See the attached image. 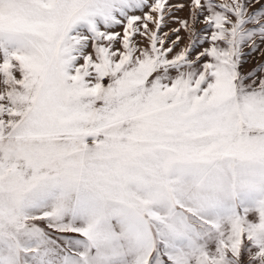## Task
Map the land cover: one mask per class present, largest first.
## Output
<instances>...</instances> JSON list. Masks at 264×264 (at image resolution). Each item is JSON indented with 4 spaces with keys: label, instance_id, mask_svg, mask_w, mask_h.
Instances as JSON below:
<instances>
[{
    "label": "snow or ice",
    "instance_id": "obj_1",
    "mask_svg": "<svg viewBox=\"0 0 264 264\" xmlns=\"http://www.w3.org/2000/svg\"><path fill=\"white\" fill-rule=\"evenodd\" d=\"M257 55L264 0H0V264H264Z\"/></svg>",
    "mask_w": 264,
    "mask_h": 264
},
{
    "label": "rangeland",
    "instance_id": "obj_2",
    "mask_svg": "<svg viewBox=\"0 0 264 264\" xmlns=\"http://www.w3.org/2000/svg\"><path fill=\"white\" fill-rule=\"evenodd\" d=\"M178 15H185V13H178ZM259 62H264V56L257 55L253 58H250L245 70H251L252 68L256 67Z\"/></svg>",
    "mask_w": 264,
    "mask_h": 264
}]
</instances>
